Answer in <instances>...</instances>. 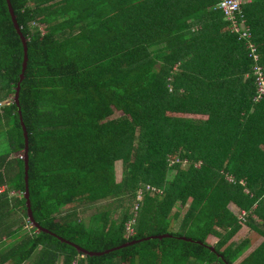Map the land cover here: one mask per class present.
<instances>
[{
	"label": "trees",
	"instance_id": "trees-1",
	"mask_svg": "<svg viewBox=\"0 0 264 264\" xmlns=\"http://www.w3.org/2000/svg\"><path fill=\"white\" fill-rule=\"evenodd\" d=\"M218 1L10 0L27 45L17 106L23 47L0 0V264H264V94L253 99L249 45L264 77V0L241 3L249 35ZM19 115L41 227L87 250L171 235L89 255L37 229ZM103 199L118 216L109 204L86 224L79 213ZM230 202L262 237L236 263L249 239L233 240Z\"/></svg>",
	"mask_w": 264,
	"mask_h": 264
},
{
	"label": "water",
	"instance_id": "water-1",
	"mask_svg": "<svg viewBox=\"0 0 264 264\" xmlns=\"http://www.w3.org/2000/svg\"><path fill=\"white\" fill-rule=\"evenodd\" d=\"M6 3H7V9H8V12H9V15H10V18H11V21H12V24L16 30V32L18 33L19 37H20V40H21V43H22V47H23V58H22V62H21V70H20V73H19V79L15 85V88H14V101H15V104L18 106V92H19V88H20V80L23 78V73H24V69H25V66H26V60H27V56H26V49H27V45H26V37L22 34L21 30H20V26L19 24L17 23V20H16V17H15V14L13 12V8L10 4V0H6ZM19 111V110H18ZM20 117V124L22 126V131H23V136H24V147H23V166H24V191H23V197L25 199V204H26V212H27V218L31 221L32 225L36 226L37 229H41V230H44V231H48L50 232L51 234H54L56 235L54 232L48 230L47 228H44V227H41L36 221H34L33 219V216H32V213H31V209H30V203H29V196H28V186H27V150H28V139H27V132H26V129H25V126H24V123H23V120L21 118V116L19 115ZM171 235L170 233L168 232H163V233H160V234H155V235H147V236H144L142 238H137V239H131V240H128V241H125V242H122L120 244H117L115 246H112V247H108V248H105L103 250H87L85 249L84 247L62 237V236H59V235H56L61 241H64L66 243H69L71 245H73L77 251H80L82 253H86V254H89V255H94V254H103V253H106V252H109L113 249H116V248H120V247H123V246H126V245H129V244H133L135 243L136 241L140 240V239H148L150 237H158V238H161L163 236H169ZM181 239H187V240H194L193 238L191 237H187V236H184V235H179L177 236ZM196 242H199V243H202L201 241L199 240H195ZM211 249H213V246L209 245Z\"/></svg>",
	"mask_w": 264,
	"mask_h": 264
},
{
	"label": "rangeland",
	"instance_id": "rangeland-1",
	"mask_svg": "<svg viewBox=\"0 0 264 264\" xmlns=\"http://www.w3.org/2000/svg\"><path fill=\"white\" fill-rule=\"evenodd\" d=\"M120 112L121 111L118 110V109H116L114 111L115 114H119ZM19 155H20L19 151L10 153V157L19 156ZM114 169H115V178H116V180H119L120 177L122 176V168H121L120 160L115 161ZM171 175H172V170H169L168 173H167L168 178H170ZM138 198L140 199L141 197H138ZM116 203H117V201L115 202V200H112V199H103V200H100V201H98V202H96L94 204H90L88 206H86V204H85L86 207H84L82 213H79V214L82 217L83 221L87 224L88 223V217H89V215L92 212L96 211L99 208H103V206H106V205L108 206L109 204H111V207H113V210L111 212V216L116 217V216H118L119 210L121 208V205H116ZM72 204H74L78 208L81 207L80 205H83L82 201H76V202L68 204V205H72ZM175 205L176 206L173 207V210L176 209V210L180 211V215H181V213L185 210V206L181 207V206H179L178 203H176ZM228 208L233 213H235L236 215L239 214L240 210L238 209V207L234 203L230 202L228 204ZM240 220H241V227L238 230V232L234 235L233 240L234 241H239L243 237H247L249 239V243L244 248V250L234 258L233 263H236L237 261H239L245 254H247L251 249H253L260 242V240L262 239V237L260 235L256 234L252 230H250L246 226L245 222L242 219H240ZM173 222L174 223H173L172 228L173 229H177L178 224H179V218L177 220H174ZM27 226H29V225H27ZM129 231H131V229L128 227V232ZM207 240H208V243L213 244L215 242L216 238L213 237V236H208ZM59 260H60V258H58L57 264L60 263ZM210 264H218V263L214 261L213 263H210Z\"/></svg>",
	"mask_w": 264,
	"mask_h": 264
},
{
	"label": "built area",
	"instance_id": "built-area-1",
	"mask_svg": "<svg viewBox=\"0 0 264 264\" xmlns=\"http://www.w3.org/2000/svg\"><path fill=\"white\" fill-rule=\"evenodd\" d=\"M244 0H219L217 3V6L219 7V9L222 10L224 17L226 19H228L231 24L230 26H232L234 28V30H240L241 29V34H246L249 35L244 27H243V19L238 18L237 14L240 11V7H241V3ZM249 45H251L250 47V54L252 59L255 61L253 63V69H254V73L255 75V82H256V93L253 96L254 100H257L258 98H260L263 94H264V77H263V73H262V66L261 64H259L258 62H256L258 60V54L255 51V48L252 46L251 43H249ZM8 102V100H7ZM150 188L151 190L154 189V187H150V186H146V189ZM1 189V187H0ZM139 192V191H138ZM138 197H141V194L138 195ZM245 211L244 210H240L239 214L237 215L238 218H242L244 215Z\"/></svg>",
	"mask_w": 264,
	"mask_h": 264
},
{
	"label": "crops",
	"instance_id": "crops-1",
	"mask_svg": "<svg viewBox=\"0 0 264 264\" xmlns=\"http://www.w3.org/2000/svg\"><path fill=\"white\" fill-rule=\"evenodd\" d=\"M153 190L156 191V190H159V189H158V188H154ZM138 191H139V192H138ZM149 191H150V190H149ZM151 192H153V191L151 190ZM139 194H141V195L143 194L142 189H138V190H137V196H138ZM138 200H139V198H138ZM135 206H136V205H135Z\"/></svg>",
	"mask_w": 264,
	"mask_h": 264
}]
</instances>
